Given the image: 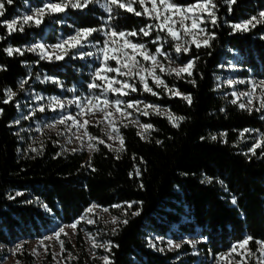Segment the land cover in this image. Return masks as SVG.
<instances>
[{
    "label": "trees",
    "instance_id": "1",
    "mask_svg": "<svg viewBox=\"0 0 264 264\" xmlns=\"http://www.w3.org/2000/svg\"><path fill=\"white\" fill-rule=\"evenodd\" d=\"M56 1L13 0L5 4L0 22L17 19L44 2ZM174 2L186 6L196 0ZM213 2L217 6V23L213 25L209 20L204 24L215 35L211 46L197 49L190 45L188 53L179 55L174 50L175 41L163 39L166 33L153 30L147 37L139 33L140 28L155 24V20L116 6L109 20L110 14L95 2L86 8L45 15L39 26L25 25L23 32L11 35L0 23V245L4 249L52 233L57 224L76 221L95 204L128 221L115 232L103 235L106 243L114 245L111 251L104 252L112 264H201L199 257L189 254L187 244L170 252L159 251L150 242L184 236L202 240L198 250L204 263L251 236L253 240L247 246L255 256H248L246 261L256 264L255 241H264V137L261 147L253 153L251 143L242 142L241 133L244 129L264 132V109L249 112L239 108L225 96V90L218 88V79L229 73L224 67L232 63L237 77L264 81V23L248 31L232 28L264 11V0H236L231 6L226 0ZM133 7L142 11L138 3ZM83 28L135 30L139 34L129 39L146 44L150 52L159 46L151 42L159 35V43L174 63L183 65L195 59L191 76L161 75L169 88L190 94L191 104L180 96L167 95L164 88L150 85L159 93L153 96L134 80L131 83L136 84L137 91L127 98L166 108L174 117L185 119L174 127L159 115L140 117L142 124L153 126L144 139L137 135L135 127L122 126L119 133L125 150L119 153L102 144L90 155L79 151L62 153L55 139H49L43 143L41 153L25 154L14 122L29 93L63 95V89L72 87L78 93L97 94L96 89L88 87L93 82L91 65L95 64L83 58L45 61L26 51L9 56L4 49L22 50L36 40L53 44L58 35L67 36ZM89 37L102 41L96 32ZM44 78L53 81H43ZM9 89L15 96L5 104ZM128 203H132L130 209ZM82 242L78 235L80 247ZM65 248L72 246L66 243ZM4 255L5 250H0V260ZM18 258L32 264V256L26 251Z\"/></svg>",
    "mask_w": 264,
    "mask_h": 264
},
{
    "label": "snow or ice",
    "instance_id": "2",
    "mask_svg": "<svg viewBox=\"0 0 264 264\" xmlns=\"http://www.w3.org/2000/svg\"><path fill=\"white\" fill-rule=\"evenodd\" d=\"M100 3V0H59L56 3H45L43 7L37 8L33 10L31 15L25 14L19 19H12L11 21H2L7 29L9 35L15 31H24L25 25H36L39 26L43 22V18L45 15L55 14V13H63L68 8L72 9H82L86 8L89 4L92 3ZM226 2L231 6L236 3V0H226ZM12 4L13 0H0V17L4 16L5 13V4ZM138 3L142 9V11H136L133 7V4ZM150 3L151 7L149 8L147 5ZM113 6H116L120 9H125L127 12L134 13L136 16H147L150 20H155V24H147L145 27L139 29V33H142L143 36L147 37L151 35L153 30H157L158 32L166 33L167 37L171 38V41H175L174 50L177 55L181 52L188 53L190 51V45L195 44L196 48L200 47H210V41L215 38L214 33H209L206 28L201 25L204 24L205 19L210 20V22L215 25L217 23L216 17V4L213 0H196L195 3H191L188 5H178L174 2V0H107V3L101 5V7L105 8V10L110 14L109 20L112 19L111 13L113 12ZM231 10V7H229ZM190 21V24L187 23ZM264 23V11H261L258 16H252L250 19L242 21L240 23H235L232 25L234 31H248L251 28L257 26V24ZM179 25V27H177ZM97 31H102V29L97 28H83L78 29L75 35L68 37L66 40H63L61 43H57L53 45L54 50H59V54L47 55L44 52L45 46L43 44L35 45L29 49L28 51H36L37 48L41 49V58L46 59H56L61 60L67 55L68 50L70 48L82 47L84 42L87 40L89 36ZM137 31H119L117 32L115 28H111L109 32H105L104 35L108 37L104 41L103 47L99 49L100 53H102L103 59L101 62V67L97 68L95 71V75L93 78V82L89 84V88L91 89H101L102 96L89 97L86 100V103L81 104L79 100L77 101H69V103H76L77 107L80 108V112L77 114L78 116L84 115H95L97 112L102 113L103 121H107L111 131L107 132L106 135L109 140H118L120 147L113 149L111 145H106L109 150L116 151L117 153L125 150L124 148V139L119 133V129L115 127V121L113 119L114 113L109 111L110 108L115 109V112L120 113V115L124 118H130L132 116L131 112H128L127 109H134L135 111L141 112L142 114L147 116L149 115L148 109H151L156 114H161V109L159 106L154 104H146L143 101L132 100L125 102L124 100L117 98L115 100H109L107 98L108 93H112L117 95L118 97L127 96L129 92H136L137 87L135 83H129V80H139V83L142 85V90L146 93H150L153 96H158L159 93L153 91V89L148 84V78L152 79V82L156 85V87H163L166 92L173 96H180L184 100H186L189 104L192 103V97L190 94L185 95L181 93L178 89L169 88L165 81L161 78L160 75L157 74V69L160 73H167L168 75H175L178 78H182L183 74H187L188 76L192 75V70L195 67V59H190L187 63L183 64L180 67H171V57L168 53L163 50V44H160L162 37L157 35L155 40L151 42L153 44H159L155 48V52H150L144 43H135L132 40L128 39V37H134L139 34ZM183 33V35H181ZM204 34L203 39H199L200 34ZM191 36L192 40H185L184 37ZM115 38H122L123 42L118 43V40ZM2 39V37H0ZM184 41L180 43L179 41ZM68 47H65V46ZM131 51H128V50ZM4 51L9 55H13V53H18L23 55V51L19 48L8 47L4 49ZM87 55H92V53H87ZM159 56H163L165 60L169 61V65L166 67L161 61L158 59ZM137 57L142 58L138 59ZM115 61L116 67L109 66V61ZM145 64H150V67H146ZM108 73H115L114 76H109ZM118 76L126 77V79H117ZM100 80L102 83L98 84L95 80ZM195 84V81H190ZM23 83H21V88H23ZM228 83L231 85L234 81L229 80ZM240 83H244V81H240ZM118 85V86H117ZM261 88L262 92H264V81H261L258 85L253 84L252 92L241 93V96L249 97L248 104L240 103L239 107L241 109L247 108L249 112L253 109L250 107L252 104V96L255 92L256 88ZM7 99L3 100V103L7 104L15 95L10 89L6 92ZM234 96L237 94L234 92ZM103 97V98H102ZM239 98V97H238ZM53 102L57 105V107L63 109L64 104L59 101L57 98H52ZM232 103H237V100H233ZM140 105H143V110H141ZM264 109V97L261 98L260 107L256 108V111H260ZM40 111H44L45 109L41 107ZM55 110V109H53ZM2 109H0V113H2ZM167 118L169 122L173 124L174 127H179V121H183L185 117H174L171 113L167 114ZM66 119H71L73 124L77 128H84V135L89 137L90 141L97 140V137L89 135L87 132V125L90 123L88 120H84L81 123L75 116L61 118L57 123L64 124ZM264 119V117H262ZM102 121H97L100 123ZM133 124H138V121H131ZM54 126V125H51ZM128 125L125 124L124 127ZM139 127L142 129H151L153 126L151 124H139ZM249 129H244V132L241 133V136L245 132H249ZM115 133V136L113 135ZM137 135L141 136L142 139L145 137L141 132H138ZM79 139V137H78ZM212 139H216L215 136ZM100 144H105L103 139H99ZM157 143H161L157 141ZM262 142H257L251 149L253 153H255L256 148L261 147ZM90 151H97L98 148L92 143L88 145ZM35 151V149H33ZM75 151V149H73ZM119 158V156H117ZM90 166V165H89ZM95 171V169H93ZM139 169H136V175H139ZM130 176L132 173L129 174ZM20 195V193H17ZM232 203L235 204L236 200L233 198ZM45 207H47L45 205ZM98 205H92L86 210V213H92L94 209L98 208ZM112 207L121 208L122 205H113ZM127 207L130 209L132 207V203H128ZM103 211L107 212L108 209L104 208ZM127 213H125L126 215ZM133 215H139V212L132 213ZM83 219V217H81ZM88 223H94V220L89 219ZM118 222L117 217H113L111 223L116 224ZM123 224H127V219L120 221ZM80 223L79 220L68 225L67 227L76 229L77 225ZM115 232V229H113ZM61 234L67 236L68 233L65 232L64 227H61L58 231L54 233V236H48L44 239H56V241L60 245V253L53 254V258L56 255L62 254L66 251L64 247V240L60 239ZM89 239L92 240L93 248H105L107 251H111V248L114 246L111 242L105 244H99L95 242V238L89 236ZM253 240V237L248 236L244 240L233 244L229 253L222 254L218 258V264L220 259H226L227 257L232 256L233 253L241 257L240 261H237L236 264H247L245 259L246 256H255V253L251 252L247 249V245ZM255 243L259 245L258 251L260 252V257L258 259V264H264V241L256 240ZM41 246L43 245V240L40 241ZM171 245L172 242L169 241ZM22 245H17L13 250V255L16 254L17 251L22 249ZM175 247H180V245H175ZM238 249H243V252L238 251ZM48 249L45 247V252ZM35 249L33 250V255H36ZM68 259H76L72 254L68 253ZM103 260V264H112V261L108 256H104L101 258ZM17 264H20L17 261Z\"/></svg>",
    "mask_w": 264,
    "mask_h": 264
},
{
    "label": "rangeland",
    "instance_id": "3",
    "mask_svg": "<svg viewBox=\"0 0 264 264\" xmlns=\"http://www.w3.org/2000/svg\"><path fill=\"white\" fill-rule=\"evenodd\" d=\"M56 2H59L56 1ZM56 2H44L40 7H43L45 3H56ZM104 3H107V0H102L100 2V6ZM149 8L151 7L150 3L147 5ZM37 7V8H40ZM32 8L27 11H24L19 18H21L25 14L31 15L33 13L34 9ZM102 9L109 14L105 8L102 7ZM57 14V13H55ZM17 18V19H19ZM209 21L208 19H205V22ZM156 22V21H155ZM204 22V24H205ZM187 23L190 24V21ZM204 24L201 26L204 27ZM258 25V24H257ZM36 26V25H31ZM179 27V25H177ZM205 28V27H204ZM251 28V27H250ZM77 31V30H76ZM76 31L70 35L63 36L58 35L56 42L53 44L45 43L41 40H36L35 42L31 43L28 46H24L22 48V51L33 53L34 55L38 56L41 60L45 61H56V59H46L41 58V49L37 48L36 51H28L27 49L43 44L45 46L44 52L47 55H53L59 54V50H54L53 45L57 43H61L63 40H66L68 37L75 35ZM105 32H109V30H106L105 28H102V31H97L96 34L100 37H102V41H92L90 37L87 38V40L84 42V45L82 47H76V48H70L68 50L67 55L64 56L65 58H83L84 60H91L94 62V66L91 65L92 71H91V77L94 78L95 71L97 68L101 67V62L103 59L102 53H100L99 49L103 47L104 41L108 39L104 35ZM183 35V33H181ZM199 39L204 38V34L201 33L198 37ZM118 40V43H122V38H115ZM129 39V37H128ZM185 40H192L191 36L184 37ZM180 43H183L184 41H179ZM176 43V42H175ZM194 45L195 44H191ZM65 47H68L67 45ZM128 51H131L130 49ZM87 53H92V55H87ZM138 59L142 58L137 57ZM61 59V60H63ZM158 59L163 63L166 67L169 65V61L165 60L163 56H159ZM172 61V60H171ZM109 66L116 67L115 61H109ZM146 67H150V64H145ZM182 65H178L172 61L171 67H180ZM224 70H228V74L221 76L218 79L219 85L218 88L225 90V96L229 97L231 101L234 99L237 100V103H235L238 107L240 103L248 104L249 97L247 96H241V93L245 92H252L253 84H259L263 80H255L253 78H247V79H241L237 77L234 72L237 70V68L232 64L229 63L224 67ZM157 74L162 75L165 73H160L157 69ZM186 74V73H185ZM109 76L116 75L115 73H108ZM184 75V74H183ZM117 79H126V77L118 76ZM232 80L234 81L233 84H229L228 81ZM43 81L52 82L53 79H47L44 78ZM97 81V82H96ZM100 80H95L96 83H98ZM139 83V80H134ZM240 81H244V83H240ZM100 83H102L100 81ZM129 83H131V80H129ZM99 84V83H98ZM140 84V83H139ZM148 84L153 85L156 87V85L152 82V79L148 78ZM118 86V85H117ZM141 88L142 85L140 84ZM157 88H163L157 87ZM97 94L94 93H78L76 92L72 87L69 89H63L64 93L63 95H54V96H46L41 93H29L27 96V99L25 103H23V110L20 111L18 114L14 124L17 127V132L20 137L21 141V148L25 154H31L36 155L41 153L43 148V143L46 140L49 139H55V143L57 147L59 148L60 152L62 153H69L73 152V149L75 151L83 152L87 155H90L94 151L89 150V143H92L96 146L100 144L99 139H103L105 141V144L102 145H111L113 149L119 148L120 144L118 140H109L106 133L111 131V128L109 127V124L107 121H103L102 113L97 112L95 115H84V116H78L77 114L80 112V108L77 107L76 103H69V101H77L81 104L86 103L87 98L89 97H95V96H102L101 89H96ZM236 93L237 95L234 96L233 93ZM134 92H129V95L118 97L115 94L108 93L107 98L109 100H115L117 98H120L124 100L125 102L131 101L127 99L130 97ZM167 95H170L168 92H166ZM15 96V95H14ZM13 96V97H14ZM173 96V95H170ZM239 97V98H238ZM264 97V92H262L261 88L257 87L255 92L252 96V104L250 107H252V111L258 112L255 109L260 107L261 98ZM52 98H57L59 101H61L64 104V108L61 109L57 107V105L53 102ZM103 98V97H102ZM148 104V103H146ZM43 107L45 110L40 111L39 109ZM141 110H143V105H140ZM240 108V107H239ZM55 109V110H53ZM161 114L159 116H162L169 120L167 118V114L170 113L166 108L160 107ZM247 110V108H245ZM262 110V109H261ZM109 111H112L114 113L113 119L115 121V127L120 129L122 126L127 124L128 126H133L137 129L138 132H141L143 136H145L148 133V130L142 129L139 127V124H142L140 121V117H146L141 112L135 111L134 109H127L128 112L132 113V116L130 118H124L120 115V113L115 112V109L110 108ZM149 115L150 114H156L151 109H148ZM75 116L77 120H79L81 123H83L84 120H88L90 123L87 125V132L89 135L97 137V140L90 141L89 137L84 135L85 129L84 128H77L71 119H66V122L64 124L57 123L61 118L66 117H72ZM148 116V115H147ZM264 117V115H261V119ZM264 120V119H262ZM97 121H102L100 123H97ZM131 121H138V124H133ZM54 125V126H51ZM115 136V133H113ZM79 137V139H78ZM264 137V132H256V131H249L247 135L242 136V142H249L251 143V148L257 143L262 142ZM263 143V142H262ZM107 147V146H106ZM108 148V147H107ZM260 148V147H259ZM35 149V151H33ZM94 205V204H93ZM92 206V205H91ZM89 206V207H91ZM88 207V208H89ZM87 208V209H88ZM106 207H98L94 209L92 213H83L81 217L77 220L80 221V223L77 225L76 229L73 230L70 227H67L70 224H57L54 227V230L52 233L45 234L41 238L38 239H27L23 241H19L12 246L7 247L4 249L3 246L0 245V250H5V255L1 258L0 264H17V261L20 262V264H24L20 261L18 258V255H21L23 251H26L28 254L32 256V264H76L79 261H82V264H103V260L101 259L104 257V252L107 250L105 248H93L92 247V240L89 239V236L95 238V242L99 244H105V240L103 235L106 234V232L111 231L113 232V229L116 230V228L121 224L120 221H123L121 216H117L113 214V212L109 209L107 212L103 211V209ZM125 212V211H124ZM117 217L118 222L116 224L111 223L112 218ZM91 219L94 220V223H88L87 221ZM61 227H64L65 232L68 233L67 236L61 234L60 239L64 240L65 244L68 243L72 246V249H66L65 252L62 254L56 255L55 258H53V254L60 253V245L56 241V239H44L48 236H54V233L58 231ZM80 235L83 242L81 247L77 243V236ZM43 240V245L41 246L40 241ZM169 241L172 242V244H169ZM151 242V246L157 248L159 251H176L180 249L184 244H187L191 251L190 255H195L201 259V264H218V258L222 254L229 253L230 249L224 253L217 254L214 257L208 259V262L204 263V258L200 254V251L198 250V245L202 242L200 238H195L192 236H184L183 238L179 240H173L171 238H155ZM64 244V247H65ZM180 245V247H175V245ZM236 244V243H234ZM17 245H22V249L20 251H17L15 255H13V250L16 248ZM45 247H47L48 251L45 252ZM232 247V246H231ZM259 248V245H258ZM35 249L36 255H33V250ZM248 249V246H247ZM238 251L243 252V249H238ZM71 253L73 257H76V259H68V253ZM256 264H258V259L260 257V252L257 250L256 253ZM50 255V259L49 256ZM248 256L245 257L247 260ZM241 257L236 255L235 253L232 254V256L227 257L226 259H220L219 264H236L237 261H240ZM203 262V263H202ZM199 264V263H195Z\"/></svg>",
    "mask_w": 264,
    "mask_h": 264
}]
</instances>
